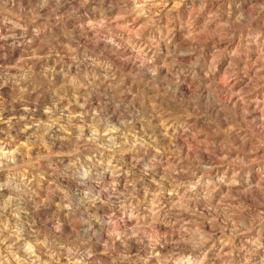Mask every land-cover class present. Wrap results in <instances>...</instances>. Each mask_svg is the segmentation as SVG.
I'll list each match as a JSON object with an SVG mask.
<instances>
[{
	"label": "rangeland",
	"instance_id": "374dc122",
	"mask_svg": "<svg viewBox=\"0 0 264 264\" xmlns=\"http://www.w3.org/2000/svg\"><path fill=\"white\" fill-rule=\"evenodd\" d=\"M0 264H264V0H0Z\"/></svg>",
	"mask_w": 264,
	"mask_h": 264
}]
</instances>
